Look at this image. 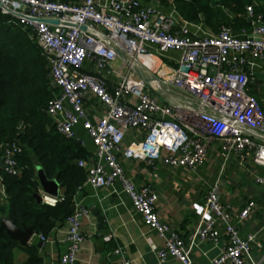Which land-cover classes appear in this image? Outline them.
Returning <instances> with one entry per match:
<instances>
[{
	"label": "built area",
	"instance_id": "built-area-1",
	"mask_svg": "<svg viewBox=\"0 0 264 264\" xmlns=\"http://www.w3.org/2000/svg\"><path fill=\"white\" fill-rule=\"evenodd\" d=\"M0 10L30 28L49 63L51 83L58 92L46 109L56 129L74 136L73 125L81 120L95 144L94 159L78 161L87 171L83 183L97 187L118 179L144 223L163 237L157 256L171 255L181 264H195L183 236L159 217L153 186L136 187L119 153L149 162L161 158L167 165L192 169L204 163L209 148H214L224 157L233 154L264 166V112L242 68L246 52L256 65V59L264 56L263 14L248 3V27L234 30L221 25L214 33L193 34L174 15L143 0H0ZM169 49L179 51L176 64L154 60L158 51ZM133 65L151 79L141 78ZM107 73L115 78L109 81ZM173 89L178 95H169ZM91 98L101 106L100 114L87 111ZM131 130L141 135L121 149ZM20 150L15 141L4 147L0 200L7 196L1 171H18L15 155ZM255 180L263 182L264 178ZM218 188L214 183L206 191L192 239L217 241L223 226L228 237L225 249L206 264H256L249 255L255 233L241 236L219 199ZM38 193L48 204L62 198L43 188ZM253 204L252 199L246 202L238 220L250 213ZM86 214L88 210L74 202L66 216L67 248L59 257L61 264H76L84 238L81 218ZM36 235L46 238L35 232L30 238ZM115 251L120 253L121 264H131L119 247Z\"/></svg>",
	"mask_w": 264,
	"mask_h": 264
},
{
	"label": "crops",
	"instance_id": "crops-1",
	"mask_svg": "<svg viewBox=\"0 0 264 264\" xmlns=\"http://www.w3.org/2000/svg\"><path fill=\"white\" fill-rule=\"evenodd\" d=\"M145 2L174 15L179 23L187 24L193 34L214 33L219 30L216 25L186 19L177 9L174 0ZM257 2L259 0H252V3ZM230 27L238 30L233 26ZM156 54L155 61L165 59L171 64H176V59L179 57V51L173 49L158 51ZM245 56L247 61L242 68L249 76V89L258 98L264 112L262 83L264 56L256 59L259 65L253 62L248 52ZM107 76L109 81L115 78L112 74L107 73ZM55 90L57 93L58 88ZM174 94H177L176 89L169 93V95ZM86 106L91 115L102 112L101 106L93 98L86 102ZM65 107L70 108V104L65 102ZM73 131L74 136L79 138L93 154L95 145L81 120L73 125ZM140 135L133 130L126 133L121 149L126 147L131 139ZM216 151L214 148H209L204 163L192 169L186 166L167 165L161 158L149 162L143 158L125 157L122 152L119 153V159L126 175L136 187L143 183H150L153 186L158 194L155 207L159 217L183 236L195 264L209 262L211 257L225 249L228 240L223 226L220 228L221 236L217 241L192 239L204 195L214 183L219 187L221 203L232 214V222L237 224L241 236L247 237L249 233H255L254 239L249 242V255L256 264H264V181L255 180L258 176L264 178V166L255 164L248 158L242 160L233 154L224 157ZM60 190L58 184V193L61 192ZM5 199H1L0 203ZM250 199L254 200L250 213L238 220V212ZM74 202L88 210V214L81 218L84 238L77 253L76 264H121L120 253L115 251L117 247L130 259L131 264H181L171 255L165 259L157 256L156 248L163 244V237L144 223L141 214L135 209L118 179L109 185L97 187L83 183L75 194ZM99 215L102 218L99 219ZM45 236V240H41L36 235L27 243L34 241L39 245L41 256L39 264H61L59 257L67 248L66 223L55 226ZM27 257L28 252L24 247L14 248L15 264H24Z\"/></svg>",
	"mask_w": 264,
	"mask_h": 264
},
{
	"label": "trees",
	"instance_id": "trees-1",
	"mask_svg": "<svg viewBox=\"0 0 264 264\" xmlns=\"http://www.w3.org/2000/svg\"><path fill=\"white\" fill-rule=\"evenodd\" d=\"M174 2L179 12L191 21H204L218 29L221 25L236 29L250 25L246 4L252 0ZM254 9L264 17L261 1L254 3ZM55 91L49 63L31 37L30 28L0 10V157L8 142L15 141L21 147L15 155L18 171H1L7 196L0 203V264H15L17 246L28 252L24 264L41 262L39 245L34 241L21 243L10 236L1 224L2 219L11 220L19 228L31 226L35 233L44 235L55 226L63 225L73 210L75 194L87 176L85 167L78 161L95 157V151L92 154L79 138L66 136L56 129L46 109ZM37 167L59 184L62 198L55 204L38 200L35 195L41 187Z\"/></svg>",
	"mask_w": 264,
	"mask_h": 264
},
{
	"label": "water",
	"instance_id": "water-1",
	"mask_svg": "<svg viewBox=\"0 0 264 264\" xmlns=\"http://www.w3.org/2000/svg\"><path fill=\"white\" fill-rule=\"evenodd\" d=\"M118 51L123 56H125V54L121 50L118 49ZM133 69L144 80L148 81L149 79H151V75L143 72L139 66L133 65ZM0 163L3 164L1 159H0ZM37 174L41 182V185L45 191H47L50 194H58V182L55 179H48L40 167H37ZM35 195L38 200H41V196L38 192H36ZM73 208H74V204L71 205V209ZM100 218H102V216L99 215V219ZM1 224L2 226H4L6 232L10 236L17 238L21 243H27L31 235L34 233V230L31 226H27L25 228H19L11 220L6 218L2 219Z\"/></svg>",
	"mask_w": 264,
	"mask_h": 264
},
{
	"label": "rangeland",
	"instance_id": "rangeland-1",
	"mask_svg": "<svg viewBox=\"0 0 264 264\" xmlns=\"http://www.w3.org/2000/svg\"><path fill=\"white\" fill-rule=\"evenodd\" d=\"M259 1H261L262 3L264 2V0H259Z\"/></svg>",
	"mask_w": 264,
	"mask_h": 264
}]
</instances>
